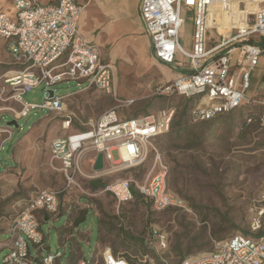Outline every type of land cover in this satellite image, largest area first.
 I'll use <instances>...</instances> for the list:
<instances>
[{
	"label": "built area",
	"instance_id": "obj_1",
	"mask_svg": "<svg viewBox=\"0 0 264 264\" xmlns=\"http://www.w3.org/2000/svg\"><path fill=\"white\" fill-rule=\"evenodd\" d=\"M11 5L13 13L0 10V38L7 43L15 67L6 74L4 82L12 92L10 99L21 106V111L15 113L17 122L37 109L61 117L64 135L52 140L50 150L52 161L59 163L66 180L65 190L78 186L82 177L98 179L140 168L156 150L155 140L170 131L175 109L137 118L124 116L122 112L134 101L118 98L113 65L104 58L101 47L89 43L81 33L85 4L77 0H58L50 5L39 0H11ZM216 6L231 18H238V25L232 26L228 36L217 25H209L211 10ZM189 14L193 21L190 50L181 44ZM140 15L151 38L154 57L176 74L155 91L164 97L196 98L189 112L192 124L229 114L254 100L247 94L264 57V0H142ZM68 81L86 85L75 93L56 96L53 87ZM39 86L52 90L53 97L49 94L40 105L27 103L24 95ZM91 90L113 97L118 105L97 120L80 122V127H76L78 117L68 103L75 95ZM250 122L252 118L248 119ZM258 123L264 128V114ZM18 129L22 131L23 127ZM13 133L12 127H0L1 150ZM115 151L121 157L118 161L113 157ZM123 151L128 161L122 162ZM100 152L104 154L105 168L96 172L94 164ZM99 191L109 194L119 206L134 201L137 191L155 212L194 214L183 197L170 191L166 167L145 185L134 178H119ZM62 193L41 190L24 204L9 227V240L0 241V251L9 249L2 264H35L31 245L41 253L44 264L62 260L61 252L44 257L47 239L41 230L43 223L60 218ZM251 212L248 235L237 234L220 241L212 252L185 258L179 264H264V199ZM145 246L158 257L147 253L116 256L105 248L100 253L101 262L96 253L91 259L82 257L77 264H170L162 257L167 248L165 233L153 230Z\"/></svg>",
	"mask_w": 264,
	"mask_h": 264
},
{
	"label": "rangeland",
	"instance_id": "obj_2",
	"mask_svg": "<svg viewBox=\"0 0 264 264\" xmlns=\"http://www.w3.org/2000/svg\"><path fill=\"white\" fill-rule=\"evenodd\" d=\"M185 19L181 44L190 50L193 37L191 14ZM133 29L131 25V30L124 29V34H132ZM138 48L141 51L135 64L136 74L127 68L118 79V94L134 101L122 112L124 116L150 115L170 107L179 114L184 107L192 106L195 102L190 103V99L156 93L154 82L166 75L157 65L150 64L144 38L138 41ZM14 68L7 43L0 38L2 128L8 127L7 124L15 119V113L21 111L20 104L10 99L12 92L4 82L6 74ZM170 70L175 73L172 68ZM252 77L253 86L247 94L254 98L251 103L203 123L189 122L188 128L157 138L153 143L156 150L140 168L98 178L106 183L119 178H134L140 185H145L151 176L166 167L169 189L182 196L194 214L155 212L145 200L143 203L134 199L119 206L109 194L92 191L89 182L95 179L88 176L82 177L74 189L65 190L66 180L59 163L52 161L50 150L52 140L64 135L61 117L47 110L31 111L27 117L18 120L22 131L12 127L13 136L4 143L2 150L0 140V241L9 240L8 230L18 212L41 190L63 192L60 218L43 223L41 227L47 239L44 257L61 252L64 255L62 264H76L82 257L91 259L96 253L101 262L100 253L105 248H110L116 256L147 253L158 257L146 246L137 251V245L124 233L136 243L143 241L144 245L153 230L165 233L167 248L162 257L170 264H179L185 257L210 253L218 242L237 234L248 235L251 210L264 199V128L258 123L264 114V57ZM85 85L68 81L55 85L53 89L56 96H66ZM48 98L49 92L44 86L33 88L24 95L27 103L35 105L43 104ZM68 105L78 117L76 127H80V122L97 120L106 111L117 107L118 102L91 90L75 95ZM250 114L254 115L252 122L248 123ZM113 157L117 161L121 158L117 151ZM83 209L88 210L85 221L75 229L73 236L66 235L60 241L59 230L68 223L70 216L72 218ZM100 221L108 225L100 226ZM31 252L35 259L41 258V253L33 245ZM8 253L7 248L0 251V264ZM73 253L75 259L72 261ZM35 264L39 263L36 261Z\"/></svg>",
	"mask_w": 264,
	"mask_h": 264
},
{
	"label": "crops",
	"instance_id": "obj_3",
	"mask_svg": "<svg viewBox=\"0 0 264 264\" xmlns=\"http://www.w3.org/2000/svg\"><path fill=\"white\" fill-rule=\"evenodd\" d=\"M58 0H47L42 4H56ZM142 0H77L81 5H86L80 20V30L84 38L92 44H97L103 51L104 58L114 67V86L120 100L124 99L118 94L121 72L127 68L135 72V64L138 62V41L145 39L149 52V62L157 65L166 77L155 81V87L164 85L175 77V73L169 66L160 63L153 55L152 41L146 32L145 24L140 15ZM0 10L13 13L11 0H0ZM132 34L125 35V30H131ZM125 29V30H124ZM132 37V38H131ZM262 61V60H261ZM259 69V68H258ZM106 96V95H105ZM111 97V96H107ZM114 99L113 97H111ZM61 202V200H60ZM74 235V234H73Z\"/></svg>",
	"mask_w": 264,
	"mask_h": 264
},
{
	"label": "trees",
	"instance_id": "obj_4",
	"mask_svg": "<svg viewBox=\"0 0 264 264\" xmlns=\"http://www.w3.org/2000/svg\"><path fill=\"white\" fill-rule=\"evenodd\" d=\"M263 47H264V40L261 44ZM176 97V96H175ZM181 98H184V97H181ZM186 99V98H184ZM188 100V99H187ZM190 103L191 102H195L192 106L190 105V107H188V109H186L185 107L183 108V111L179 114L176 113V109L175 108H172V109H175V116H174V119H173V122H172V125H171V128H170V131L167 133V134H172V133H175L176 130H184L186 128L189 127V122H190V117H189V112L190 110L194 107V105L196 104L197 102V99L196 98H191L190 100ZM246 104H244L243 106H245ZM241 106V107H243ZM240 107V108H241ZM171 108V107H170ZM239 109V108H238ZM237 110V109H236ZM234 112V111H233ZM254 114H250V118H252ZM141 115H133V116H130V117H127V118H137ZM191 123V122H190ZM246 123V122H245ZM166 135V134H165ZM164 136V135H163ZM106 182H103L101 179H95V180H92L89 182V187L92 191H97V190H100V189H103L105 186H106ZM171 191V190H170ZM135 192V200H137L138 202H143L145 203L144 199L142 198V196L137 192V191H134ZM177 194V193H176ZM179 195V194H178ZM62 196V194H61ZM182 197V196H181ZM87 214H88V210L87 209H83V210H80L75 216H70V219L68 221V223L63 226L60 230H59V238H60V241L64 240L65 236L66 235H69V236H73L74 234V231L75 229L85 221L86 217H87ZM61 216V215H60ZM100 226L101 225H108V223L106 222H103V221H100ZM99 232H100V235H101V227L99 229ZM126 235V237L133 241L137 247H135V249L137 251H140L141 248H144V242L141 241V243H136L134 240V238L130 237L128 234L124 233ZM140 244V246H138ZM140 248V249H139ZM190 257V256H189ZM185 258H188V257H185ZM183 258V259H185ZM75 259V255L73 253V258H72V261ZM182 259V260H183ZM38 262L39 264H44L42 262V259L41 258H36L35 259V262ZM55 264H62L61 260H57L55 262ZM77 264V262H76Z\"/></svg>",
	"mask_w": 264,
	"mask_h": 264
},
{
	"label": "bare ground",
	"instance_id": "obj_5",
	"mask_svg": "<svg viewBox=\"0 0 264 264\" xmlns=\"http://www.w3.org/2000/svg\"><path fill=\"white\" fill-rule=\"evenodd\" d=\"M217 20V22H214V20ZM209 25L211 27L218 26L220 32L222 34L228 36L231 32L232 26H237L238 25V18H231L227 12L218 6L212 8L210 18H209ZM124 161H128L127 154L123 151L122 152ZM117 164H120V162H117ZM126 165V164H124Z\"/></svg>",
	"mask_w": 264,
	"mask_h": 264
},
{
	"label": "water",
	"instance_id": "obj_6",
	"mask_svg": "<svg viewBox=\"0 0 264 264\" xmlns=\"http://www.w3.org/2000/svg\"><path fill=\"white\" fill-rule=\"evenodd\" d=\"M50 97H53V91L50 90L49 91ZM8 127H15L18 128L19 124L17 122V120L13 119L12 121H10L8 124ZM105 168V163H104V154L102 152L98 153L95 164H94V171L96 172H101L103 171ZM47 220V218H46Z\"/></svg>",
	"mask_w": 264,
	"mask_h": 264
}]
</instances>
